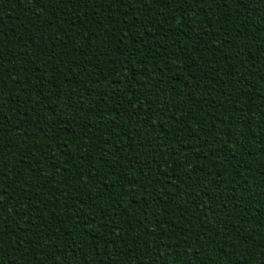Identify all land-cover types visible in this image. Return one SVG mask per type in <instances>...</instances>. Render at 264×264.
<instances>
[{
	"label": "trees",
	"instance_id": "1",
	"mask_svg": "<svg viewBox=\"0 0 264 264\" xmlns=\"http://www.w3.org/2000/svg\"><path fill=\"white\" fill-rule=\"evenodd\" d=\"M0 264H264V0H0Z\"/></svg>",
	"mask_w": 264,
	"mask_h": 264
}]
</instances>
